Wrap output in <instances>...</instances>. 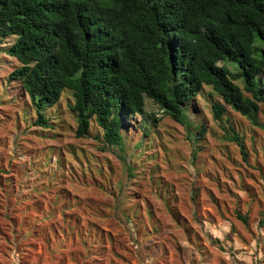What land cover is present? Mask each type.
<instances>
[{"label":"rangeland","instance_id":"1","mask_svg":"<svg viewBox=\"0 0 264 264\" xmlns=\"http://www.w3.org/2000/svg\"><path fill=\"white\" fill-rule=\"evenodd\" d=\"M11 41H0V264H264L262 129L230 106L213 119L214 98L198 96L190 128L159 112L143 138L135 117L123 151L100 150L94 124L74 137L68 89L45 110L49 127L33 124L28 96L7 82Z\"/></svg>","mask_w":264,"mask_h":264},{"label":"trees","instance_id":"2","mask_svg":"<svg viewBox=\"0 0 264 264\" xmlns=\"http://www.w3.org/2000/svg\"><path fill=\"white\" fill-rule=\"evenodd\" d=\"M9 37L7 82L28 96L33 124L48 128L45 110L68 89L74 137L92 123L100 150L123 151L135 117L143 138L159 112L190 128L198 96L214 98L213 119L230 106L264 131V0H0V41ZM228 129L246 161L244 137ZM204 132L189 130L195 140Z\"/></svg>","mask_w":264,"mask_h":264}]
</instances>
